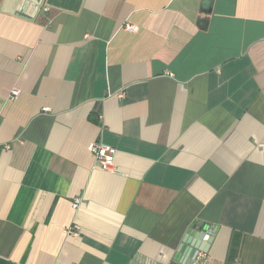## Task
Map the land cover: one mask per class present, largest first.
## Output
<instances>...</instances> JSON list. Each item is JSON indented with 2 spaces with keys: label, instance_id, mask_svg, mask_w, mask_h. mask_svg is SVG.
<instances>
[{
  "label": "crops",
  "instance_id": "obj_1",
  "mask_svg": "<svg viewBox=\"0 0 264 264\" xmlns=\"http://www.w3.org/2000/svg\"><path fill=\"white\" fill-rule=\"evenodd\" d=\"M53 1L0 0V264H264V0Z\"/></svg>",
  "mask_w": 264,
  "mask_h": 264
},
{
  "label": "water",
  "instance_id": "obj_2",
  "mask_svg": "<svg viewBox=\"0 0 264 264\" xmlns=\"http://www.w3.org/2000/svg\"><path fill=\"white\" fill-rule=\"evenodd\" d=\"M6 1V0H4ZM10 0H7V2ZM15 3V11L22 12L26 17H35L36 14H47L43 10V6H50L52 0H11ZM208 1V0H206ZM206 3V2H205ZM208 3V2H207ZM18 6V8H17ZM35 12V13H34ZM34 13V15H33ZM27 14V15H26ZM31 18V19H32ZM213 230H208L205 227H191L178 249L177 258L181 259L184 264H195V259L199 252H206L208 246L214 238Z\"/></svg>",
  "mask_w": 264,
  "mask_h": 264
},
{
  "label": "built area",
  "instance_id": "obj_3",
  "mask_svg": "<svg viewBox=\"0 0 264 264\" xmlns=\"http://www.w3.org/2000/svg\"><path fill=\"white\" fill-rule=\"evenodd\" d=\"M126 29L128 30H136L137 27L134 25L126 24ZM18 95V91L15 89L11 92L10 98H15ZM88 150L93 155L96 163L100 166L101 169L112 171L114 170V163H113V157H114V148L111 147L108 144H105L103 142H92L88 144ZM79 204V199L76 198L73 202V207H77ZM68 233H75L71 229H68ZM199 256H202L200 254Z\"/></svg>",
  "mask_w": 264,
  "mask_h": 264
},
{
  "label": "trees",
  "instance_id": "obj_4",
  "mask_svg": "<svg viewBox=\"0 0 264 264\" xmlns=\"http://www.w3.org/2000/svg\"><path fill=\"white\" fill-rule=\"evenodd\" d=\"M54 1H58V0H54ZM54 1H53V2H54ZM234 242H235V239H233V243H234Z\"/></svg>",
  "mask_w": 264,
  "mask_h": 264
}]
</instances>
